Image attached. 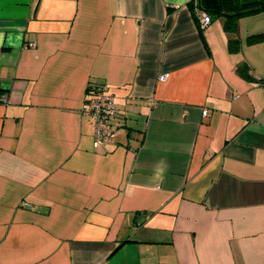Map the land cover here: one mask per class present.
I'll return each instance as SVG.
<instances>
[{
  "label": "crops",
  "instance_id": "0c3cea01",
  "mask_svg": "<svg viewBox=\"0 0 264 264\" xmlns=\"http://www.w3.org/2000/svg\"><path fill=\"white\" fill-rule=\"evenodd\" d=\"M190 1L0 0V264H264V12Z\"/></svg>",
  "mask_w": 264,
  "mask_h": 264
},
{
  "label": "trees",
  "instance_id": "16d2710c",
  "mask_svg": "<svg viewBox=\"0 0 264 264\" xmlns=\"http://www.w3.org/2000/svg\"><path fill=\"white\" fill-rule=\"evenodd\" d=\"M189 8L193 17L197 20L200 12L207 14L211 21L222 18L223 29L229 33H235L239 19L264 12V0H191ZM200 31L202 29L199 25ZM264 40V33L249 36L247 43ZM230 52L240 49V42L237 39H230L227 43ZM251 68L247 63H242L237 67L238 74L246 79H253L250 75Z\"/></svg>",
  "mask_w": 264,
  "mask_h": 264
},
{
  "label": "built area",
  "instance_id": "2783aa9c",
  "mask_svg": "<svg viewBox=\"0 0 264 264\" xmlns=\"http://www.w3.org/2000/svg\"><path fill=\"white\" fill-rule=\"evenodd\" d=\"M199 16L201 28L211 22L210 17L204 12H200ZM166 77L167 74L165 73L160 75L159 79L164 80ZM0 99L4 100L1 97ZM80 112L93 118V138L96 147L112 141L114 132L111 128V120L116 111L113 96L107 92L105 85L97 82L88 88ZM202 114H206V110H203Z\"/></svg>",
  "mask_w": 264,
  "mask_h": 264
},
{
  "label": "clouds",
  "instance_id": "9594fccd",
  "mask_svg": "<svg viewBox=\"0 0 264 264\" xmlns=\"http://www.w3.org/2000/svg\"><path fill=\"white\" fill-rule=\"evenodd\" d=\"M162 178H163V171L162 170L159 171L157 173V175L153 177V179H160V180H162Z\"/></svg>",
  "mask_w": 264,
  "mask_h": 264
}]
</instances>
